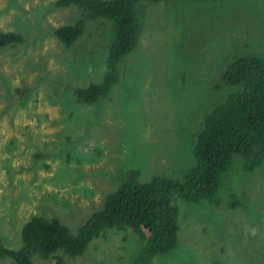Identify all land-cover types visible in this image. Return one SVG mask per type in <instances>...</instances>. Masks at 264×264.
Wrapping results in <instances>:
<instances>
[{
    "label": "rangeland",
    "instance_id": "1",
    "mask_svg": "<svg viewBox=\"0 0 264 264\" xmlns=\"http://www.w3.org/2000/svg\"><path fill=\"white\" fill-rule=\"evenodd\" d=\"M55 3L0 0V32L23 37L0 49V240L11 250L22 248L32 216L75 233L129 170L141 183L181 181L195 165L205 116L236 90L221 81L228 64L264 60V0L142 2L137 46L118 64L110 95L87 105L73 91L102 82L113 23L85 19L66 48L54 30L84 19L86 9ZM175 203L177 246L150 264H264V238L244 232L247 225L264 234V160L245 172L234 155L213 197ZM140 247L130 229L114 228L79 257L57 255L66 264H132Z\"/></svg>",
    "mask_w": 264,
    "mask_h": 264
},
{
    "label": "trees",
    "instance_id": "2",
    "mask_svg": "<svg viewBox=\"0 0 264 264\" xmlns=\"http://www.w3.org/2000/svg\"><path fill=\"white\" fill-rule=\"evenodd\" d=\"M159 1L56 0V7L86 9L84 19L54 30V36L66 48L83 34L85 19L106 18L114 27L104 78L99 84L74 89L73 96L79 102L92 105L110 95L118 80V64L137 46L139 6ZM22 42L19 33L0 32V49ZM221 81L236 90L205 116L193 147L195 165L181 181L156 176L141 183L139 172L129 170L121 186L105 197L102 206L75 233L56 218L32 216L22 229V248L11 250L0 240V258L31 264L36 255L51 257L53 264H66L58 251L70 258L79 257L93 240L114 228L130 229L141 242L132 264H150L156 256L172 252L179 230L175 199L199 202L213 197L234 155L242 158L245 172L254 171L264 160V60L258 56L236 57Z\"/></svg>",
    "mask_w": 264,
    "mask_h": 264
},
{
    "label": "clouds",
    "instance_id": "3",
    "mask_svg": "<svg viewBox=\"0 0 264 264\" xmlns=\"http://www.w3.org/2000/svg\"><path fill=\"white\" fill-rule=\"evenodd\" d=\"M244 232H245V235L247 237H251V238H257V237H261V238H264V234H261L260 231L256 228V227H253V226H245L244 228Z\"/></svg>",
    "mask_w": 264,
    "mask_h": 264
}]
</instances>
